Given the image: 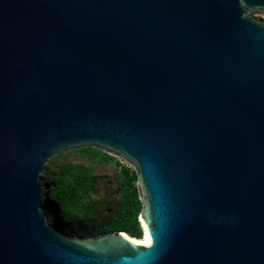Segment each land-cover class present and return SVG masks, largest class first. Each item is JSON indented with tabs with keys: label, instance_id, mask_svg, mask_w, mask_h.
<instances>
[{
	"label": "water",
	"instance_id": "water-1",
	"mask_svg": "<svg viewBox=\"0 0 264 264\" xmlns=\"http://www.w3.org/2000/svg\"><path fill=\"white\" fill-rule=\"evenodd\" d=\"M256 13L264 0H0V264H264ZM83 147L134 168L151 243L49 223L46 166Z\"/></svg>",
	"mask_w": 264,
	"mask_h": 264
},
{
	"label": "trees",
	"instance_id": "trees-1",
	"mask_svg": "<svg viewBox=\"0 0 264 264\" xmlns=\"http://www.w3.org/2000/svg\"><path fill=\"white\" fill-rule=\"evenodd\" d=\"M76 151L96 161L112 162L116 167H119L118 204L108 209L107 204L102 203L98 215L101 220L98 223L87 225L88 222H93L98 214L93 211L90 205L96 200L89 199L90 193L95 187V178L91 170L64 164L55 167L51 173L49 167L54 166L51 161L46 166L41 182L42 187L49 190L47 196L43 191L45 214L49 223L57 222L65 233L77 237L121 231L140 239L143 235L139 221L142 203L138 194L135 170L120 161H114L110 154L94 147H83ZM48 176H51L52 181H47Z\"/></svg>",
	"mask_w": 264,
	"mask_h": 264
},
{
	"label": "rangeland",
	"instance_id": "rangeland-1",
	"mask_svg": "<svg viewBox=\"0 0 264 264\" xmlns=\"http://www.w3.org/2000/svg\"><path fill=\"white\" fill-rule=\"evenodd\" d=\"M255 16L264 19L263 14L256 13ZM111 156L113 157L114 161H120V163L132 167L121 157L115 155H111ZM51 161L54 163V166L49 167L51 173H53L55 167L64 164L80 166L91 170V173L95 178V187L90 193L89 199L96 200L95 203H90V205L93 211L98 214H96L94 221L88 222L87 225L98 223L101 220V217L98 215H99V207L102 203L107 204L108 209H111L118 204L119 198H118L117 178L119 176L120 170L119 167H116L114 165V163L96 161L80 152H77L76 149H70L67 151L60 152L57 155L53 156L49 162ZM47 181H52L51 176H48ZM42 189L43 191H45L46 194L49 193V190L47 191L45 187H42Z\"/></svg>",
	"mask_w": 264,
	"mask_h": 264
},
{
	"label": "bare ground",
	"instance_id": "bare-ground-1",
	"mask_svg": "<svg viewBox=\"0 0 264 264\" xmlns=\"http://www.w3.org/2000/svg\"><path fill=\"white\" fill-rule=\"evenodd\" d=\"M141 227H142V230H143V237L140 238V239H137V238H135V239H137V240H138L139 242H141V243L148 244L149 238H148V236H147V233H146V231H145L144 224H143L142 221H141ZM132 238H134V237H132Z\"/></svg>",
	"mask_w": 264,
	"mask_h": 264
},
{
	"label": "snow or ice",
	"instance_id": "snow-or-ice-1",
	"mask_svg": "<svg viewBox=\"0 0 264 264\" xmlns=\"http://www.w3.org/2000/svg\"><path fill=\"white\" fill-rule=\"evenodd\" d=\"M148 243H151V241L149 240Z\"/></svg>",
	"mask_w": 264,
	"mask_h": 264
},
{
	"label": "flooded vegetation",
	"instance_id": "flooded-vegetation-1",
	"mask_svg": "<svg viewBox=\"0 0 264 264\" xmlns=\"http://www.w3.org/2000/svg\"><path fill=\"white\" fill-rule=\"evenodd\" d=\"M262 19V18H261Z\"/></svg>",
	"mask_w": 264,
	"mask_h": 264
}]
</instances>
